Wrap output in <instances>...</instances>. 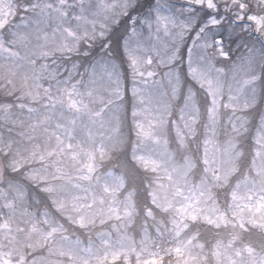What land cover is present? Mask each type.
<instances>
[{"label": "snow or ice", "instance_id": "1", "mask_svg": "<svg viewBox=\"0 0 264 264\" xmlns=\"http://www.w3.org/2000/svg\"><path fill=\"white\" fill-rule=\"evenodd\" d=\"M0 264H264V0H0Z\"/></svg>", "mask_w": 264, "mask_h": 264}]
</instances>
